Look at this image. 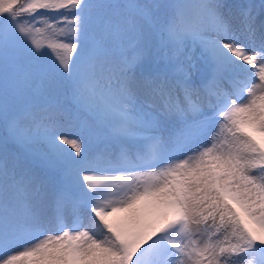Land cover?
<instances>
[{"label": "snow or ice", "instance_id": "1", "mask_svg": "<svg viewBox=\"0 0 264 264\" xmlns=\"http://www.w3.org/2000/svg\"><path fill=\"white\" fill-rule=\"evenodd\" d=\"M0 264H264V0H0Z\"/></svg>", "mask_w": 264, "mask_h": 264}, {"label": "trees", "instance_id": "2", "mask_svg": "<svg viewBox=\"0 0 264 264\" xmlns=\"http://www.w3.org/2000/svg\"><path fill=\"white\" fill-rule=\"evenodd\" d=\"M22 2H23V0H22ZM8 148H9L10 151L14 150V146H12V145H8Z\"/></svg>", "mask_w": 264, "mask_h": 264}, {"label": "rangeland", "instance_id": "3", "mask_svg": "<svg viewBox=\"0 0 264 264\" xmlns=\"http://www.w3.org/2000/svg\"><path fill=\"white\" fill-rule=\"evenodd\" d=\"M253 3H256L257 5L260 3V0H252ZM39 38V37H38Z\"/></svg>", "mask_w": 264, "mask_h": 264}]
</instances>
